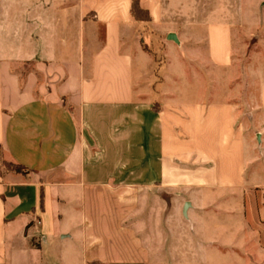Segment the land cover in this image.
<instances>
[{
  "label": "crops",
  "instance_id": "obj_1",
  "mask_svg": "<svg viewBox=\"0 0 264 264\" xmlns=\"http://www.w3.org/2000/svg\"><path fill=\"white\" fill-rule=\"evenodd\" d=\"M138 2L146 23L132 0H0V146L27 170L0 172V264H151L165 194L168 231L200 234L181 247L223 249L221 209L264 188V34L239 59L264 0Z\"/></svg>",
  "mask_w": 264,
  "mask_h": 264
},
{
  "label": "rangeland",
  "instance_id": "obj_2",
  "mask_svg": "<svg viewBox=\"0 0 264 264\" xmlns=\"http://www.w3.org/2000/svg\"><path fill=\"white\" fill-rule=\"evenodd\" d=\"M141 16L145 17L144 14ZM147 21L149 20L143 21V23H146ZM173 28L181 34H184L186 31L185 26L182 24H177L173 26ZM140 29L144 36L151 38L149 39V42L146 43L145 49L153 55L155 65H157L156 68L159 69L163 67L166 63V57L162 53L163 46L159 37L151 34L147 25L140 26ZM241 29L242 37L245 39V43L250 45V49L239 59L241 60L243 68L247 66L256 67L257 61L259 60L254 54L257 51V37L264 34V25L243 26ZM157 78L158 73L155 76V79ZM243 82L245 81L243 80ZM252 91H254V89ZM247 93H249V91H247ZM2 160L11 162L3 148L0 150V169L5 172L6 167L2 164ZM232 202L233 200L230 197V200L227 201L226 205L230 203L232 206ZM214 203L215 204L210 207L218 209V203L220 204L223 202L215 201ZM162 206L163 210H161V212L163 216L159 218V222H161L159 227L162 229V233L161 236L158 233L155 241H153L155 248L153 249L154 258L151 264H204L201 262V259L199 260L196 258H202L205 256L210 257V261L213 260V263L216 264V261H219L217 259L218 251L225 254V258H223L222 255L220 264H264V188L256 190L249 186H243L241 210L236 216L230 215L229 211H226V209H221V211L223 210L226 212L227 228L230 226L232 227L236 223L235 228L232 229L231 232L226 233V242L229 245L223 249H218L216 241H213L216 240V231L210 232L209 247L207 249H186L185 247H181V244L185 242L186 238H188V234H190L191 239L194 240L197 239L200 234L192 230L191 227H182L183 229L181 228L178 232H169L168 228L170 227V224L168 216L175 210L176 206L182 211L183 201L180 200L177 202L170 194H165ZM153 207L154 205L152 201L149 213L154 210ZM184 219L188 220L187 217H184ZM186 228L188 229L187 232H185ZM37 241L40 242V239ZM205 264H207V262Z\"/></svg>",
  "mask_w": 264,
  "mask_h": 264
},
{
  "label": "trees",
  "instance_id": "obj_3",
  "mask_svg": "<svg viewBox=\"0 0 264 264\" xmlns=\"http://www.w3.org/2000/svg\"><path fill=\"white\" fill-rule=\"evenodd\" d=\"M131 13L136 19H139L140 21L149 20V16H148L147 12L139 6L138 0H132ZM142 14H144L145 17H142L141 16ZM1 148L2 147L0 146V150H1ZM1 162L6 167V171H13V172L22 173V174L27 173L26 168L19 163H15L12 161L7 162L5 160H2ZM0 172L3 173V171L1 169H0Z\"/></svg>",
  "mask_w": 264,
  "mask_h": 264
},
{
  "label": "built area",
  "instance_id": "obj_4",
  "mask_svg": "<svg viewBox=\"0 0 264 264\" xmlns=\"http://www.w3.org/2000/svg\"><path fill=\"white\" fill-rule=\"evenodd\" d=\"M36 221V223L37 224H39L40 223V221L39 220H35ZM40 241H42V238H40Z\"/></svg>",
  "mask_w": 264,
  "mask_h": 264
}]
</instances>
